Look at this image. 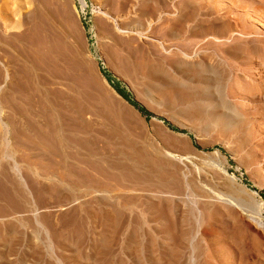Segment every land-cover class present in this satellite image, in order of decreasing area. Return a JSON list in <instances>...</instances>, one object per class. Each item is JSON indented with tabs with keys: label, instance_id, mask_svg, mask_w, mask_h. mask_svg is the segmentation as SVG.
Returning <instances> with one entry per match:
<instances>
[{
	"label": "rangeland",
	"instance_id": "374dc122",
	"mask_svg": "<svg viewBox=\"0 0 264 264\" xmlns=\"http://www.w3.org/2000/svg\"><path fill=\"white\" fill-rule=\"evenodd\" d=\"M4 1L0 264H264V0Z\"/></svg>",
	"mask_w": 264,
	"mask_h": 264
},
{
	"label": "bare ground",
	"instance_id": "6f19581e",
	"mask_svg": "<svg viewBox=\"0 0 264 264\" xmlns=\"http://www.w3.org/2000/svg\"><path fill=\"white\" fill-rule=\"evenodd\" d=\"M17 1L18 0H5L4 1V3H6L7 5H8V3H10L9 5H13L14 3H17ZM145 2H148V3H150V2H152L151 3V5H152V7L154 8L153 10H157L158 8H160L159 7V4H158V1H162V0H144ZM207 2V1H206ZM160 3V2H159ZM179 3H180V1H179ZM186 3V2H185ZM168 4V3H167ZM188 4V3H187ZM192 4V3H191ZM195 4V3H194ZM224 4V3H223ZM6 5V6H7ZM8 5V6H9ZM125 6H127V5H125ZM162 6V5H161ZM190 6V5H189ZM3 7V6H2ZM165 7V6H164ZM191 7V6H190ZM189 7V8H190ZM193 7V6H192ZM9 8V7H8ZM150 8V7H149ZM218 8V7H217ZM246 8V7H245ZM6 9V8H5ZM152 9V8H151ZM151 9H149V10H151ZM191 9V8H190ZM195 9H196V7H195ZM194 9V10H195ZM213 9V8H212ZM140 10V9H139ZM145 10V9H144ZM163 10V9H162ZM198 10V9H197ZM1 8H0V13H1ZM141 11V10H140ZM214 11V10H213ZM254 11V10H253ZM262 11V10H261ZM32 12V11H31ZM136 12V11H135ZM145 12H148V9L145 11ZM144 12V13H145ZM153 12V11H152ZM189 12V11H188ZM187 12V13H188ZM191 12H193V10L191 11ZM190 12V13H191ZM195 12V11H194ZM209 12V11H208ZM225 12V11H224ZM255 12V11H254ZM210 13V12H209ZM214 13H215V11H214ZM149 14V13H148ZM183 14V13H182ZM189 14V13H188ZM192 14V13H191ZM190 14V15H191ZM207 14V13H206ZM211 14H213L212 12H211ZM185 15H187L186 13L184 14V16H180V17H177L176 19H172V21H171V23L167 26V28L169 29H167L168 31L166 32L168 35L169 34H171L172 35V33H173V30H175V26H177L178 24H181V26L182 27H184L185 28V32L186 33H188V34H190V36L192 35V33L194 32V30L192 29V28H189V26L187 27L186 26V24L184 23V21L185 20H187V18L185 17ZM199 15H201V14H199ZM145 17V16H144ZM40 18V17H39ZM193 18V17H192ZM5 19V18H4ZM126 19V18H125ZM166 19V18H165ZM141 20V19H140ZM164 20V19H163ZM170 20V19H169ZM173 20H174V22H173ZM175 20H176V22H175ZM149 21V20H148ZM164 21H166V20H164ZM211 21V20H210ZM186 22V21H185ZM190 22V21H189ZM230 22V21H229ZM162 23V22H161ZM182 23L184 24V26L182 25ZM187 23H188V21H187ZM218 23V22H217ZM222 23V22H221ZM226 23V22H225ZM197 24V23H196ZM216 24V23H215ZM220 24V23H219ZM228 24V23H227ZM227 24H226V26H227ZM190 25V24H189ZM202 25H204V24H202ZM208 25H209V23H208ZM230 25V24H229ZM228 25V26H229ZM129 26V25H128ZM180 26V25H179ZM179 26H177V27H179ZM200 26V25H199ZM221 26V25H220ZM227 26V27H228ZM173 27H175L174 29H172ZM211 27H213V26H211ZM139 28V27H138ZM198 28V27H197ZM231 28V26H229L228 28H226L227 30L228 29H230ZM177 29V28H176ZM232 29V28H231ZM213 30V29H212ZM227 30H226V32H227ZM210 31H211V28H210ZM218 31L220 32V30L218 29ZM234 31V30H233ZM175 32V31H174ZM180 32V31H179ZM212 32V31H211ZM211 32H210V34H209V36L211 35ZM228 32H229V30H228ZM163 33H164V31H163ZM215 32L213 31L212 32V34H214ZM165 34V33H164ZM208 34V33H207ZM221 34V33H220ZM227 34V33H226ZM179 35V34H178ZM182 35V34H181ZM203 35H204V33H203ZM205 35H206V33H205ZM215 35V34H214ZM216 35H218V33L216 34ZM232 35H233V33H232ZM164 36V35H163ZM186 36V35H185ZM189 36V37H190ZM193 36V35H192ZM201 36V35H200ZM235 36H237V35H235ZM171 37V36H170ZM188 36H186L185 38H187ZM188 37V38H189ZM204 37V36H203ZM206 37V36H205ZM204 37V38H205ZM198 38V37H197ZM190 40V39H189ZM188 40V41H189ZM199 40V39H198ZM192 41V40H191ZM193 42H196V41H193ZM193 42L191 43V44H193ZM213 42V41H212ZM220 42V41H219ZM177 43V42H176ZM197 43V42H196ZM206 43H207V41H206ZM205 43V44H206ZM220 43H222V42H220ZM177 44H180V43H177ZM190 44V45H191ZM175 45V44H174ZM189 44H187V47H189L188 46ZM224 45V44H223ZM229 45V44H228ZM231 45V44H230ZM203 46H204V44H203ZM178 47H179V45H178ZM181 47V46H180ZM182 47H185L186 48V46L183 44L182 45ZM221 47V46H220ZM247 47H248V45H247ZM192 48V47H191ZM218 48V47H217ZM229 48V47H228ZM220 50H222V49H220ZM230 50V49H229ZM264 51V50H263ZM182 52V51H181ZM223 52V51H222ZM229 52V51H228ZM183 53V52H182ZM225 54V53H224ZM241 54V53H240ZM243 54V53H242ZM253 54V53H252ZM183 55H185L184 53H183ZM232 55V54H231ZM235 55V54H234ZM230 57V56H229ZM234 59H236V58H234ZM227 62V61H226ZM180 68V67H179ZM182 68V67H181ZM222 68V67H221ZM175 69V68H174ZM183 69V68H182ZM181 69V70H182ZM184 70V69H183ZM186 70V69H185ZM176 72H177V70H175ZM180 72V71H179ZM206 74V73H205ZM204 74V75H205ZM209 74V73H208ZM197 75H199V74H197ZM207 75V74H206ZM209 76H210V74H209ZM102 85V84H101ZM102 87H104V86H102ZM101 87V88H102ZM104 88H107V87H104ZM104 88H103V90H104ZM102 90V89H101ZM109 90V91H108ZM108 90H104V91H106L105 93L103 92V91H101V93H103L105 96H103V97H108V99H109V103L110 104H113L116 108H119V107H121L122 108V103H121V101H123V99L115 92V90L113 89V88H111V89H108ZM200 91V90H199ZM202 91V90H201ZM208 91H210V90H208ZM203 92V91H202ZM205 92V91H204ZM105 99V98H104ZM105 100H107V99H105ZM108 101V100H107ZM158 114V113H157ZM156 117H154V119H155ZM215 153H218L217 151H215ZM10 157V156H9ZM15 162V161H14ZM231 180V179H230ZM144 181V180H143ZM232 181V180H231ZM234 181V180H233ZM236 186V185H235ZM241 187V186H240ZM237 188V187H236ZM232 189V188H231ZM238 189V188H237ZM229 190V189H228ZM230 191V190H229ZM238 192V191H237ZM229 193H231V192H229ZM241 193V192H240ZM239 193V194H240ZM246 193H248V192H246ZM255 194H257V192L255 191L254 192ZM248 194H250V192L248 193ZM249 196V195H248ZM244 197V196H243ZM242 197V198H243ZM251 197V196H250ZM236 201H237V199H236ZM218 264H220V263H218Z\"/></svg>",
	"mask_w": 264,
	"mask_h": 264
},
{
	"label": "trees",
	"instance_id": "16d2710c",
	"mask_svg": "<svg viewBox=\"0 0 264 264\" xmlns=\"http://www.w3.org/2000/svg\"><path fill=\"white\" fill-rule=\"evenodd\" d=\"M104 76L107 80V82L109 83V85L115 90V92L122 97L124 100H126L129 104H131L138 112H140L143 115L147 116V111L144 109L143 106L139 105L137 102H135L134 100H132L128 94L127 91H125L122 87H120V84L117 80L111 78L108 76L107 73L104 72ZM164 123H166L165 121H163ZM168 125V124H167ZM170 126V125H168ZM171 127V126H170ZM172 129H175L173 127H171ZM180 132L186 133V131L184 130H179ZM259 194L264 196V191H259Z\"/></svg>",
	"mask_w": 264,
	"mask_h": 264
},
{
	"label": "crops",
	"instance_id": "0c3cea01",
	"mask_svg": "<svg viewBox=\"0 0 264 264\" xmlns=\"http://www.w3.org/2000/svg\"><path fill=\"white\" fill-rule=\"evenodd\" d=\"M34 157H36V159H37L36 160L37 162L35 163L36 164L35 168L37 169V174H35V178L36 179H39V178L40 179H45L44 175H46L47 173H52V170H50L48 168V166L45 165L44 161H42L43 158H44L43 154L40 155V156L39 155H35ZM15 163H16V161H15ZM73 168H75L78 172L81 171V165H79V164H77V166L74 164V167ZM26 176H27L26 178H28L29 177V174L27 173ZM32 176H33V174H32ZM49 177H51V176H49ZM72 178L75 179L74 176ZM44 189H45V187L42 188V190H44ZM41 193L42 194H57L58 191H56V192H54V191H42Z\"/></svg>",
	"mask_w": 264,
	"mask_h": 264
},
{
	"label": "water",
	"instance_id": "95a60500",
	"mask_svg": "<svg viewBox=\"0 0 264 264\" xmlns=\"http://www.w3.org/2000/svg\"><path fill=\"white\" fill-rule=\"evenodd\" d=\"M157 121H160L161 122V120H159V119H157V118H155ZM167 129H169L168 127H166ZM171 131V130H170ZM179 134H181V133H179Z\"/></svg>",
	"mask_w": 264,
	"mask_h": 264
}]
</instances>
